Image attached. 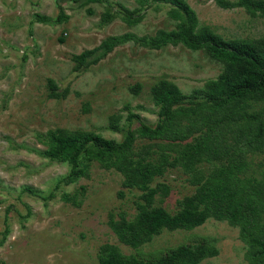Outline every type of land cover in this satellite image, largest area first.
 I'll return each mask as SVG.
<instances>
[{"label": "rangeland", "instance_id": "obj_1", "mask_svg": "<svg viewBox=\"0 0 264 264\" xmlns=\"http://www.w3.org/2000/svg\"><path fill=\"white\" fill-rule=\"evenodd\" d=\"M85 1L0 0V264H100L99 251L106 244L146 261L183 244L202 245L218 253L200 264H249L240 228L213 218L193 230H164L138 249L125 245L110 227V215L118 219L124 211L134 217L142 193L122 189L123 176L98 162L91 164L89 178L66 185L62 179L70 166L36 152L45 150L38 136L58 128L95 131L121 142L129 128L157 123L151 89L159 80L167 79L190 95L224 69L204 51L182 45L153 50L130 42L98 65L78 72L72 57L98 47L108 37L153 36L158 30L174 29L177 23L169 15V4L151 2L137 14L144 16L137 26L120 18L103 25L107 9L117 11L123 5L134 10L139 4L102 0L82 7ZM186 1L197 12L201 26H210L224 38L264 37V18H253L243 8L223 9L216 0ZM60 6L68 21L58 25L38 21L39 15L56 20ZM50 79L57 85L58 98L49 95ZM137 84L141 85L139 93L132 90ZM131 113L140 119L134 118L129 125ZM113 114L122 115L124 131L110 128ZM150 143L139 139L136 148ZM250 159L253 171H264V153ZM187 178L180 168L158 178L153 185L166 183L171 192L164 200L158 197L157 206L176 213L178 201L195 191ZM82 186L81 206L62 199L64 193L82 191ZM27 187L36 194L26 191Z\"/></svg>", "mask_w": 264, "mask_h": 264}, {"label": "trees", "instance_id": "obj_2", "mask_svg": "<svg viewBox=\"0 0 264 264\" xmlns=\"http://www.w3.org/2000/svg\"><path fill=\"white\" fill-rule=\"evenodd\" d=\"M136 1L140 7L134 10L123 5L117 11L107 9L102 24L120 18L129 26H137L144 19L137 14L156 2L171 6L169 15L177 22L176 27L158 30L153 36L126 33L108 37L98 47L72 57L76 71L98 65L116 48L133 42L153 50L182 45L192 51H204L223 64L222 73L190 95L167 79L159 80L151 89L158 108L157 123L129 128L121 142L95 131L58 128L38 136L45 150L36 152L52 162L70 166L62 179L66 185L89 178L91 164L98 162L102 168L114 169L123 176L122 189L142 193L135 204L134 217L129 218L124 211L118 219L110 215L109 225L125 245L138 249L164 230H193L213 218L240 228V237L248 246L249 264H264V171H253L250 159L264 153V37L224 38L210 26H201L197 12L186 0ZM95 2L102 0H86L82 7ZM216 3L223 9L243 8L253 18H264V0ZM60 8L56 20L39 15L38 21L63 24L70 18ZM49 86V95L58 98L56 83L50 79ZM132 90L139 93L141 85ZM134 118L140 119L129 114V125ZM121 120V114L111 115L110 128L124 131ZM139 139L153 143L137 150ZM176 168L188 176L195 191L178 201L179 209L172 214L157 206V198L166 199L170 187L166 183L153 184ZM81 189L72 195L64 193L62 199L81 206L79 197L85 194V187ZM26 191L36 194L29 187ZM8 233L6 230L4 240ZM217 253L213 247L183 244L169 254L146 261L124 255L118 247L106 244L100 248L98 259L100 264H200Z\"/></svg>", "mask_w": 264, "mask_h": 264}]
</instances>
